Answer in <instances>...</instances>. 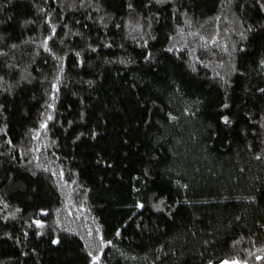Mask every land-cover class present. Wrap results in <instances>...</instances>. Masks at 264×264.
Listing matches in <instances>:
<instances>
[{
	"label": "trees",
	"instance_id": "16d2710c",
	"mask_svg": "<svg viewBox=\"0 0 264 264\" xmlns=\"http://www.w3.org/2000/svg\"><path fill=\"white\" fill-rule=\"evenodd\" d=\"M264 264V0H0V264Z\"/></svg>",
	"mask_w": 264,
	"mask_h": 264
},
{
	"label": "rangeland",
	"instance_id": "374dc122",
	"mask_svg": "<svg viewBox=\"0 0 264 264\" xmlns=\"http://www.w3.org/2000/svg\"><path fill=\"white\" fill-rule=\"evenodd\" d=\"M220 264H241V263H238L236 261H232V262H230V261H222Z\"/></svg>",
	"mask_w": 264,
	"mask_h": 264
}]
</instances>
